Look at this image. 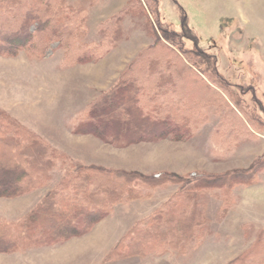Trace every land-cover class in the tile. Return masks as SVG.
Masks as SVG:
<instances>
[{
    "label": "trees",
    "instance_id": "1",
    "mask_svg": "<svg viewBox=\"0 0 264 264\" xmlns=\"http://www.w3.org/2000/svg\"><path fill=\"white\" fill-rule=\"evenodd\" d=\"M127 17L140 20L148 45L124 67L113 86L95 94L84 107L76 133L93 135L116 146L166 138L188 141L204 122L209 121L211 108L208 107L213 106L218 109L219 119L213 126L212 141L220 146L218 151L223 154L242 147L249 139L247 135L255 136L257 130L264 128V120L251 115H247L250 126H258L251 128L253 132L246 127L241 114L246 116L247 113L242 111L239 98L228 90L214 54L204 51L197 54L193 48L188 51L182 47V37L192 40L196 37L187 24L186 15H182L181 32L170 30L160 20L156 0H127L123 7L97 23L98 38L92 40L86 38L88 17L85 10L68 0H0V56H13L23 51L28 57L39 59L53 48H59L66 64L95 63L109 47H116L124 34ZM32 23H36L33 28L30 27ZM218 88L231 95L230 101L236 108L228 107L221 94L217 95ZM187 93L194 96L185 98ZM252 95L264 112L254 88ZM8 116L0 110V197H13L46 187L53 167L71 168L66 154L51 148L37 134ZM242 120L245 127L238 130L235 123L240 125ZM9 130L13 132L5 134ZM13 156L20 162L8 163ZM72 168L71 175H75L62 174L35 209L17 222L0 220V251L58 243L84 233L96 220L107 216L116 201L148 198L153 191L151 187L176 184L177 192L135 223L106 255L103 264L169 255L186 258L196 252L202 253L213 235L208 215L211 198L219 201L216 214L223 220L234 204V189L258 183L264 170V154L247 168L217 173L195 171L181 176L163 172L150 179L148 184L153 186L142 185L148 190L139 189L138 192L135 185L147 183L138 173H124L119 177L99 168ZM111 175L134 187L123 191L114 184L110 189L109 185L101 186L95 181ZM56 202L67 209L55 212ZM178 204L180 206H176ZM263 262L264 239L258 238L226 264Z\"/></svg>",
    "mask_w": 264,
    "mask_h": 264
},
{
    "label": "rangeland",
    "instance_id": "2",
    "mask_svg": "<svg viewBox=\"0 0 264 264\" xmlns=\"http://www.w3.org/2000/svg\"><path fill=\"white\" fill-rule=\"evenodd\" d=\"M126 1L68 0L85 10L88 40L98 38L97 23L123 7ZM156 6L162 24L176 32L182 31V15H186L187 24L196 37L195 40L182 37V47L188 51L193 48L197 54L204 51L215 55L217 68L226 78L228 90L239 98L242 111L247 113L241 117L252 131L256 125L250 126L247 115L264 120V112L252 95L254 88L264 107V0H156ZM52 10H55L53 1ZM125 20L124 34L116 47H109L95 63L66 64L59 48H53L39 59H32L23 51L13 56H0V110L37 134L48 146L66 154L71 167L64 166V170L59 165L53 167L46 187H37L13 197H0V220L17 222L35 209L62 174L67 173L68 177L75 175H71L73 166L77 170H109L119 177L124 173H138L147 181L135 185L138 192L139 189L148 190L150 179L163 172L181 176L195 171L217 173L247 168L264 154V128L256 129L255 136L247 135L249 139L242 147L220 153V146L212 141L213 126L219 119L218 109L213 106L208 107L211 108L209 121L204 122L188 141L166 138L116 146L93 135L76 133L84 107L95 94L113 86L124 67L148 45L140 20L130 17ZM34 26L36 23L30 27ZM218 90L217 95L221 94L228 107L236 108L230 101L231 95L220 88ZM184 96L193 97L194 94ZM243 120L240 125L235 123L238 130L245 127ZM2 126L6 124L2 123ZM8 132L13 131H5V134ZM19 162L15 156L8 161ZM113 175L108 179L96 178L95 181L101 186L109 185L110 189L114 185L123 191L134 187ZM151 188L153 191L148 198L131 197L113 203L108 215L96 220L84 233L55 244L0 251V264H103L106 255L135 223L178 190L176 184ZM67 189L72 190L68 186ZM233 193L234 204L223 220L216 214L219 201L210 197L208 215L213 235L205 243L206 250L203 249L202 253L196 252L186 258L176 255L130 258L108 264H226L253 240L264 239V170L257 184L238 187ZM61 208L67 209L56 202L53 210L56 212Z\"/></svg>",
    "mask_w": 264,
    "mask_h": 264
}]
</instances>
